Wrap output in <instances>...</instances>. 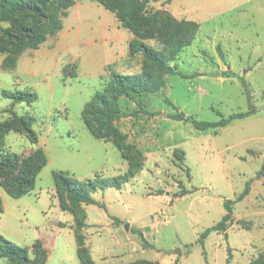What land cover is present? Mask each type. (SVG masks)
<instances>
[{"label": "rangeland", "instance_id": "374dc122", "mask_svg": "<svg viewBox=\"0 0 264 264\" xmlns=\"http://www.w3.org/2000/svg\"><path fill=\"white\" fill-rule=\"evenodd\" d=\"M138 1L114 4L132 14ZM170 1L150 2L151 15L137 19L141 26L133 37L164 52L174 72L143 54L115 67L143 74L147 81L141 96L120 98L122 115L108 130L109 139L95 137L83 117L108 73L107 66L98 76L85 68L91 63L90 45L77 44L74 34L81 9L73 6L63 32L39 49L25 50L14 67L13 60L4 67L8 54L0 51V156H29L38 146L49 156L31 193L14 198L0 185V233L29 247L32 258L41 240L44 264H81L77 227L95 264L141 259L250 264L264 251V175L258 176L264 162V0H175L173 8H193L188 15L200 22V30L174 16ZM7 25L0 23V31ZM179 41L188 45L175 46ZM4 89L32 90L38 99L14 102ZM251 108L255 114L205 130L173 117L181 111L215 122ZM22 115L35 117L38 144L21 129L16 116ZM63 167L81 180L97 173L134 176L122 189L94 192L103 206L82 203L64 210L61 198L66 196L54 177ZM248 182L250 193L233 204L227 230L202 238L226 214L225 201L236 200ZM183 187L189 192L177 197ZM0 264L9 260L0 257Z\"/></svg>", "mask_w": 264, "mask_h": 264}, {"label": "trees", "instance_id": "16d2710c", "mask_svg": "<svg viewBox=\"0 0 264 264\" xmlns=\"http://www.w3.org/2000/svg\"><path fill=\"white\" fill-rule=\"evenodd\" d=\"M107 9L116 14L123 27L127 28L133 35L137 34V19H147L151 15L149 3L159 0H142L136 3V9L132 14L120 11L114 4V0H97ZM75 0H0V23H7L0 31V51L7 52L4 67L14 61L27 49H39L50 38L56 37L64 28V19L69 15L70 9L75 5ZM172 16V15H171ZM172 18L176 19L172 16ZM177 20V19H176ZM179 21V20H178ZM193 25L195 29L199 24L195 21L180 20ZM178 43V44H177ZM175 46L184 47L188 44L179 41ZM131 53L133 55L143 54L147 61L154 63L167 73H173V68L168 64L166 54L141 39L130 41ZM220 54L221 46L218 47ZM108 73L107 81L103 89L98 90L84 110L83 117L92 133L98 139H109L108 130L113 122L122 115L120 98L141 96L146 89L147 78L143 74H125L118 71L114 65L106 67ZM5 97L14 102L34 103L38 94L32 90H2ZM256 113L255 108L246 112L234 113L229 117H223L219 121H198L183 112H177L173 117L177 120L191 121L198 129L222 128L235 119L245 118ZM21 129L27 133L30 141L34 144L39 142V134L33 127L35 117L31 115L16 116ZM48 156L42 146L29 156L19 155L12 152L0 156V185L14 198H20L32 192L36 186L38 176L48 164ZM264 175V162L258 176ZM134 175L132 172L120 176H105L97 173L94 177L81 180L71 174L69 170H55L54 177L57 189L66 197L61 198V207L71 210L73 206L85 204H103L93 197L98 190H106L111 187L122 189L124 184ZM251 190L248 182L243 192L236 200L225 201L226 214L216 225L208 228L203 234L205 238L213 230L226 231L233 221V204L244 199ZM189 190L183 187L176 196H183ZM0 212H4V205L0 201ZM120 222L119 218H115ZM82 226V223H78ZM81 227L76 229L78 243V255L81 264H95L90 249L85 245L84 235L80 233ZM144 244H149L141 229L137 230ZM147 246V245H145ZM36 255L31 257L30 248L18 245L0 233V257H6L9 264H44L47 260V252L41 240L34 244ZM125 264H161L159 261L141 259ZM250 264H264V251L251 261Z\"/></svg>", "mask_w": 264, "mask_h": 264}, {"label": "crops", "instance_id": "0c3cea01", "mask_svg": "<svg viewBox=\"0 0 264 264\" xmlns=\"http://www.w3.org/2000/svg\"><path fill=\"white\" fill-rule=\"evenodd\" d=\"M173 3H175V0H171L169 3L170 12L179 19L197 22L199 24L200 30V22L197 21L195 18L189 17L188 15L190 12L193 11V8H173L171 6V4ZM74 6H76L78 9H81V11L84 13L83 17L80 15V19L79 22L76 24V31H74V34L77 38V44L82 43L83 45H90L89 57L91 63L88 64L89 70L87 69V67H85L87 71L92 72V75L95 74L96 76H98V74L102 70H104L106 66L114 65L117 68L121 61L125 59L132 60L134 58V55L131 53L130 47V41L133 38V34L127 28L122 26L120 20L118 19L115 13L107 9L97 0H76ZM82 6L84 7L82 8ZM81 11L80 14H82ZM64 29L65 26L62 29V32ZM46 53L53 54L54 51L47 50ZM77 136L78 135L73 136L72 139L76 140ZM78 151L80 152L81 149H79ZM63 168L74 173V171L68 169L67 167Z\"/></svg>", "mask_w": 264, "mask_h": 264}, {"label": "water", "instance_id": "95a60500", "mask_svg": "<svg viewBox=\"0 0 264 264\" xmlns=\"http://www.w3.org/2000/svg\"><path fill=\"white\" fill-rule=\"evenodd\" d=\"M127 228H129V225L127 224ZM180 252V250H178Z\"/></svg>", "mask_w": 264, "mask_h": 264}]
</instances>
